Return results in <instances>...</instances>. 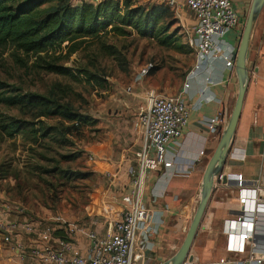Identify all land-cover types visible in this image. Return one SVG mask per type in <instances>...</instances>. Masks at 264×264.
Segmentation results:
<instances>
[{
  "label": "rangeland",
  "instance_id": "obj_1",
  "mask_svg": "<svg viewBox=\"0 0 264 264\" xmlns=\"http://www.w3.org/2000/svg\"><path fill=\"white\" fill-rule=\"evenodd\" d=\"M135 1L142 6L160 3ZM179 3V8L170 7L176 21L169 45L130 30L127 37L109 35L100 40L117 50L115 56H108L98 40L87 41L74 54L66 46L48 54L78 79L47 72L37 56H26L12 46L0 51V81L10 89L22 94L65 95L76 111L98 121L95 127L84 126L79 134L58 142L49 139L31 144L22 136L0 139L1 260L11 247L2 235L13 224L18 226L13 236L20 234L27 248L36 240L27 233L28 224L47 227L56 224L57 218L93 229L110 224L112 207L122 201L130 179L128 168L136 164L140 150L142 133L137 122L147 107V92L176 94L195 60V18L185 0ZM247 17L248 13L243 23ZM82 71L99 78L101 85L90 82ZM0 114L22 118L18 109L4 105H0ZM64 156L75 159L67 161ZM79 174L87 177L79 179ZM22 262L32 264L30 259Z\"/></svg>",
  "mask_w": 264,
  "mask_h": 264
},
{
  "label": "crops",
  "instance_id": "obj_2",
  "mask_svg": "<svg viewBox=\"0 0 264 264\" xmlns=\"http://www.w3.org/2000/svg\"><path fill=\"white\" fill-rule=\"evenodd\" d=\"M232 1L244 22L252 0ZM83 2L91 1L73 0L74 5ZM242 32L227 30L223 36L226 47L231 45L238 48ZM248 64L251 66L250 81L241 117L220 174L227 179V183L220 180L215 185L203 225L191 250L194 264H216L228 256L225 252V223L231 212L239 207V189L264 184V9L254 24ZM213 77L221 83L204 89L201 82H196L189 94V101L195 103L200 100L201 107L191 111L188 124L175 147L177 152L167 153L166 161L174 165L169 169H152L147 180L144 204L154 215V223H158L153 225L155 231L150 236V249L143 264H162L178 252L199 205L205 169L233 112L239 90L236 69L229 70L223 64H218ZM201 90H204L203 97ZM201 151H205V155L196 164ZM127 186L123 196L130 192L131 179ZM123 196L122 201L113 205L110 224L104 229L99 224L94 229L79 227L85 232L77 230L75 242L83 253L88 251L90 245L87 231L95 230L102 237L114 233V225L120 220L124 209ZM14 238L21 242L23 240L20 234ZM35 243L36 240L31 241L29 247ZM4 256L0 264H24L16 258L11 247L5 250ZM29 259L32 264H40L35 259Z\"/></svg>",
  "mask_w": 264,
  "mask_h": 264
},
{
  "label": "built area",
  "instance_id": "obj_3",
  "mask_svg": "<svg viewBox=\"0 0 264 264\" xmlns=\"http://www.w3.org/2000/svg\"><path fill=\"white\" fill-rule=\"evenodd\" d=\"M90 1L97 4L103 0ZM185 1L195 18V60L176 94L164 96L155 90L147 92V107L137 122L142 142L136 154V164L129 169L131 188L129 194L123 196L124 209L114 225V233L102 237L95 230L87 231L90 245L83 253L75 242V235L77 230H85L62 222L61 218L47 227L40 223L26 225L27 233L36 236V243L30 248L14 238L18 226L13 224L2 240L11 245L17 259L32 258L40 264H143L147 261L150 236L155 231L153 225L158 223H154V215L144 204L150 172L154 168L169 169L174 165L166 161L167 153L177 152L175 147L188 124L191 111L201 107L200 100L195 103L189 101L194 83L201 82L204 89L219 85L221 81L213 77L218 64L235 70L238 48L226 47L223 36L227 30L243 31L244 26L232 0ZM160 2L171 8H179L180 5L179 0ZM200 95L203 97L204 90ZM204 155L205 151L199 153L196 164L203 160ZM223 178L218 176L216 183ZM238 203V209L231 212L225 223V252L228 256L216 264H264V184L241 187ZM58 231H64L65 237L57 235Z\"/></svg>",
  "mask_w": 264,
  "mask_h": 264
},
{
  "label": "trees",
  "instance_id": "obj_4",
  "mask_svg": "<svg viewBox=\"0 0 264 264\" xmlns=\"http://www.w3.org/2000/svg\"><path fill=\"white\" fill-rule=\"evenodd\" d=\"M175 21L172 9L161 2L142 6L135 0H103L80 5H74L73 0H0V51L12 46L26 56H37L43 70L78 79L48 54L62 46L68 48L69 54H74L89 40L100 43L104 36L127 37L130 30L166 46L173 42L170 30ZM100 46L110 57L117 54V50L105 42ZM80 74L101 85L93 74L87 71ZM64 96L22 94L0 81V105L16 108L22 116L0 114V139L22 136L31 144H41L49 139L58 142L79 134L84 126L97 125V120L76 111ZM47 120L57 122L49 124ZM64 158L67 161L75 159ZM86 177L85 174L77 176L79 179ZM57 235L65 237L64 231H58Z\"/></svg>",
  "mask_w": 264,
  "mask_h": 264
},
{
  "label": "water",
  "instance_id": "obj_5",
  "mask_svg": "<svg viewBox=\"0 0 264 264\" xmlns=\"http://www.w3.org/2000/svg\"><path fill=\"white\" fill-rule=\"evenodd\" d=\"M263 9L264 0H252L247 20L244 23V29L236 56L235 69L238 78L239 90L233 112L222 133L219 144L205 169L200 202L191 221L185 240L178 252L162 264H185L194 262V257L191 254L193 243L203 223L210 198L215 189L217 177L220 176L222 168L231 150L233 138L241 117L245 95L250 81L251 66H249L248 61L251 36L253 33L254 24ZM222 182L227 183V179L224 177Z\"/></svg>",
  "mask_w": 264,
  "mask_h": 264
}]
</instances>
